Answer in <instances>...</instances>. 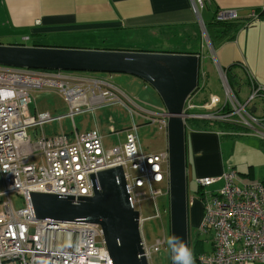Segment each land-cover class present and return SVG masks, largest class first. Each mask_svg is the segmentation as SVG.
<instances>
[{
	"label": "built area",
	"instance_id": "obj_1",
	"mask_svg": "<svg viewBox=\"0 0 264 264\" xmlns=\"http://www.w3.org/2000/svg\"><path fill=\"white\" fill-rule=\"evenodd\" d=\"M194 1L191 2V11L201 23ZM236 19L237 14L233 11H218L215 16L218 22ZM245 71L250 87L242 102L231 88L226 71L220 69L218 75L223 98L211 95L197 105L198 90L207 87L202 72L197 90L187 98L183 107L185 127L188 120L231 123V117L236 115L238 121L232 124L249 129L264 141V115L261 116L255 107L259 99H264V90L252 74L247 69ZM42 88L55 90L65 100L70 108L67 117L75 113H92L106 106H120L130 114L140 113L147 123L158 118V129L166 134L165 115L141 111L121 93L111 74L0 66V264L12 261L16 264H110L97 225H62L36 220L30 195L41 193L75 200L90 198L94 194L91 175L116 167L122 168L132 207L139 213L142 255L147 264H153V254L169 252L165 243L167 235L163 232L160 239L147 245L141 229L145 219L136 207L141 198L147 197L155 202L157 198L168 197L167 152H144L139 147L135 125L125 130L123 144L109 153L97 130L52 137H45L42 132L41 136L37 135V127L41 129L47 123L60 120L47 113L30 116L31 93ZM128 105L136 109L135 113ZM28 129L35 130V140L31 141ZM218 182H222L219 190H205ZM196 184L204 205L200 230L212 234L211 251L198 256L197 263L264 264V184L242 182L233 169L218 177L198 178ZM161 186L165 187L163 192ZM11 195L20 197L23 206L16 209L10 200ZM189 201L191 204L192 198ZM162 215L168 217L169 211L164 209L161 212L157 207L153 218L159 220Z\"/></svg>",
	"mask_w": 264,
	"mask_h": 264
},
{
	"label": "crops",
	"instance_id": "obj_2",
	"mask_svg": "<svg viewBox=\"0 0 264 264\" xmlns=\"http://www.w3.org/2000/svg\"><path fill=\"white\" fill-rule=\"evenodd\" d=\"M201 1L200 23L191 11L192 0H0V45L188 54L197 50L202 24L204 27L209 23L216 11H233L237 14L233 22L239 25L238 31L216 47L205 45V51L201 49L198 55L199 76L203 72L207 80L204 90L209 88L208 79L212 74L210 68L208 71L202 66L205 53L210 54V65L217 79L220 69H231L232 87L241 102L250 87L245 69L264 90V0ZM204 6L203 17L200 14ZM159 30L163 34L172 33L166 44L158 42L156 33ZM179 33L182 38L175 39ZM24 37L29 40L22 42ZM134 80L140 82V79ZM129 82L137 84V81ZM204 90H198L197 105L215 94L204 95ZM255 107L261 116L264 115L262 101H257ZM163 110L162 106L161 110L152 112L159 114ZM130 116L132 121L137 117L145 123L140 113ZM155 120L157 125L158 118ZM133 125L138 129L135 121L131 127ZM240 127L227 123L224 131L227 134L230 133L227 130ZM205 131L197 130L186 136V162L192 163L193 171L200 168L199 161H203L211 165V171L203 165L205 177H218L233 169L242 182L264 181V141L251 133L232 136L233 139L223 142L219 139L224 136L221 131L220 134ZM163 135L165 149L166 134ZM191 136H194L192 141ZM207 251L210 252L211 247Z\"/></svg>",
	"mask_w": 264,
	"mask_h": 264
},
{
	"label": "water",
	"instance_id": "obj_3",
	"mask_svg": "<svg viewBox=\"0 0 264 264\" xmlns=\"http://www.w3.org/2000/svg\"><path fill=\"white\" fill-rule=\"evenodd\" d=\"M199 63V56L185 54L0 45V66L125 74L140 79L157 93L167 118L169 236H178L189 248L188 184L192 166L186 162L182 115L187 98L197 88ZM91 182L94 194L90 198L32 193L35 219L97 225L110 264H147L142 255L139 213L132 207L122 168L91 175Z\"/></svg>",
	"mask_w": 264,
	"mask_h": 264
},
{
	"label": "rangeland",
	"instance_id": "obj_4",
	"mask_svg": "<svg viewBox=\"0 0 264 264\" xmlns=\"http://www.w3.org/2000/svg\"><path fill=\"white\" fill-rule=\"evenodd\" d=\"M198 11L200 13L201 8L200 3L202 2L200 0H196ZM202 4V3H201ZM205 6L203 10L201 11V16H205ZM192 19V18H191ZM193 19L195 20V17L193 16ZM200 30H197V33H199ZM166 33V32H165ZM180 34V35H179ZM177 34L175 39H181L182 33ZM172 33L169 34H163L160 30L156 33V38L158 42L162 44H166L168 40H171ZM181 37V38H180ZM177 42H180L177 40ZM207 43V44H206ZM209 40L207 38V35L201 37L200 33V39L198 34V47L200 46L199 50L205 48V45H209ZM203 61L202 66L205 67V70L209 71L212 70V74L210 75V79H208V89L204 90L202 93L204 95H207L208 93L211 94H217L220 99L223 98V89L220 85V79L218 83L217 74L213 71V68L210 65L211 58L209 53H205L202 55ZM83 74H91L92 73H83ZM97 75H104V74H97ZM113 82L114 84L121 90V93L128 96L131 101L139 108H141V111H156L161 110L162 108V102L160 98L158 97L157 93L150 88L147 84L143 83L141 80L138 82V80H134L133 76L125 75V74H112ZM129 81H137V84H132ZM214 94V95H215ZM238 96V94H237ZM239 97V96H238ZM240 99V98H239ZM241 100V99H240ZM129 110L131 112L135 111L136 109L130 108ZM149 110V111H148ZM28 111L30 116H33L36 114L41 113H47L50 115L51 118H60L59 121H54L51 123H47L41 127H37L35 130L37 132V135L41 136V132L45 137H52L54 135H71L73 132H86L90 130H97L99 134L103 137V145L105 148L111 149L117 147L119 144L124 142L125 133L124 131L126 128H130L131 124L135 121L137 125H139L136 134L138 141L140 143V146L144 152L147 153H160L162 152L165 146V136L162 131H159L158 124H156L155 120L150 121V123L145 122L141 119H137L135 117V120H131V116L127 109L120 107V106H112V107H102L98 109L95 114L92 116L90 114H83L76 117H73V119L64 118L67 116L69 109L67 106V103H65L62 100V97L53 89L48 88H42L41 90H35L31 93V102L28 107ZM135 113V112H133ZM261 112H259L260 114ZM238 121V117L236 115H233L231 117V123H234ZM206 130L205 132H215L220 134L221 131L224 136L219 137L220 140L223 142L229 141L228 139H233L232 136H238L239 135H250L251 131L249 129H229L227 130L230 133H225V129H227V123L224 122H217V121H202V120H188L187 127L185 129V138L186 136L189 137L190 133L197 131V130ZM34 129H28L27 134L30 137L31 141L35 140V131ZM233 132V133H231ZM165 134V133H164ZM227 135V136H225ZM229 135V136H228ZM231 135V136H230ZM194 137V136H193ZM191 136V141L193 139ZM237 137V138H238ZM242 139V138H240ZM259 141V140H257ZM259 143V142H258ZM163 149V150H162ZM162 150V151H161ZM32 161H35L36 159H31ZM191 165L192 163H188ZM203 161H199V166L197 169L193 171L192 167V180L188 184V195L189 197H193V202L188 205V217H189V231H190V248H191V241L193 238H198V240L201 241L203 248L208 250L211 247V240H212V234L211 232H208L207 230H200L201 225L203 222V216H204V205L203 201L200 196L199 188L196 184V180L198 178H203L205 175H202L203 171L205 170L203 168ZM207 167H209V170L211 171V165L205 164ZM192 166V165H191ZM240 172V170H238ZM242 173H245V170H243ZM260 182V181H259ZM264 184V181L261 182ZM222 187V182H218L215 185H213L211 188H206V191H217ZM160 189L162 192L165 190L164 186H161ZM2 190V184L0 180V192ZM12 203L14 204L15 208L18 209L23 206V201L20 197L17 195H11L10 197ZM162 212L164 209L169 211V199L167 196L157 198L155 202L153 200H150L149 198H141L139 204L137 205L136 209L139 210L140 215L142 218L145 219V222L142 224V236L145 239V242L147 245H152L155 240L160 239L163 235V232L168 234L169 228H168V217L167 224L165 220V226L164 228L161 226L160 221L158 219L153 218L156 214L157 207ZM152 262L153 264H170V253H164L160 252L158 254L152 255ZM10 264H16L15 261L10 262ZM253 264H260V263H253Z\"/></svg>",
	"mask_w": 264,
	"mask_h": 264
},
{
	"label": "trees",
	"instance_id": "obj_5",
	"mask_svg": "<svg viewBox=\"0 0 264 264\" xmlns=\"http://www.w3.org/2000/svg\"><path fill=\"white\" fill-rule=\"evenodd\" d=\"M217 12L218 11L215 12L213 19L209 23L204 25L208 40H209L210 45L212 47H216L217 45L221 44L222 42L230 40L232 38V36L234 35V33L237 32L239 29V25H237L233 21L232 22H218V21H216L215 16H216ZM197 44H198V41H197ZM200 46H201V44H200ZM200 46L196 47L197 50L195 52H189L188 54H185V55L195 54L196 56H198L201 52L199 50ZM225 71H226V75L228 78V82H229L231 88L233 89V87H232L233 86V84H232V78H233L232 71L230 68L228 70H225ZM228 75H229V77H228ZM230 81H231V83H230ZM233 91L237 94V91H235L234 89H233ZM258 101H262L264 103V99H259ZM166 218H167V216L162 215L159 219L160 224L163 228L165 226V220H166V224H167L168 218L167 219ZM166 235H167V232H166ZM191 250H192V253L194 256V264H197L196 261H197L198 256L208 252L207 249L205 250L203 248L202 243L200 240H198V238H193V240L191 241Z\"/></svg>",
	"mask_w": 264,
	"mask_h": 264
},
{
	"label": "clouds",
	"instance_id": "obj_6",
	"mask_svg": "<svg viewBox=\"0 0 264 264\" xmlns=\"http://www.w3.org/2000/svg\"><path fill=\"white\" fill-rule=\"evenodd\" d=\"M198 78H199V73H198ZM197 86H198V83H197ZM196 90H197V88H196ZM184 127H185V125H184ZM185 129H186V127H185ZM166 133H167V130H166ZM190 198H192V202L194 199L193 197H189V195H188V205H190V201H189ZM168 220H169V218H168ZM165 243L169 249L168 253H171L173 264H194V256H193L191 248H189L178 236L171 235V236L166 237ZM207 253H209V252H207ZM196 263H197V261H196Z\"/></svg>",
	"mask_w": 264,
	"mask_h": 264
},
{
	"label": "bare ground",
	"instance_id": "obj_7",
	"mask_svg": "<svg viewBox=\"0 0 264 264\" xmlns=\"http://www.w3.org/2000/svg\"><path fill=\"white\" fill-rule=\"evenodd\" d=\"M63 100V99H62ZM64 102H65V100H63ZM68 106V105H67ZM128 106H130L131 108H133V106H131V105H128ZM107 107V106H106ZM109 107H111V106H109ZM68 109H69V112H70V108H69V106H68ZM68 112V113H69ZM96 112V111H95ZM95 112H92V113H90V112H87V113H75L72 117H64V118H69V119H73V117H76V116H79V115H83V114H90V115H94L95 114ZM164 115H165V113L164 112H162ZM68 115V114H67ZM166 117V116H165ZM58 118H61L62 119V117H58ZM124 133H126L125 131H124ZM101 136V135H100ZM121 144H123V143H121ZM121 144H119L118 146H120ZM138 144H139V147L141 148V146H140V143H139V141H138ZM117 146V147H118ZM106 149V152H111V151H113L114 149H116V147L115 148H111V149H108V148H105ZM142 149V148H141ZM163 151H166L167 152V149L165 148ZM162 151V152H163ZM167 154H168V152H167ZM102 172V171H101ZM93 175H96V174H93ZM49 221H53V222H56V223H62V225L63 224H71V223H64V222H59V221H54V220H49ZM168 228H169V220H168ZM169 236V232H168V234H167V237Z\"/></svg>",
	"mask_w": 264,
	"mask_h": 264
},
{
	"label": "flooded vegetation",
	"instance_id": "obj_8",
	"mask_svg": "<svg viewBox=\"0 0 264 264\" xmlns=\"http://www.w3.org/2000/svg\"><path fill=\"white\" fill-rule=\"evenodd\" d=\"M205 34L207 35L206 30H205V26H204L203 29H202V36H205ZM207 38H208V37H207ZM28 40H29L28 37H24V38H22V42H27ZM206 44H207V43H206ZM209 46L211 47L210 43H209Z\"/></svg>",
	"mask_w": 264,
	"mask_h": 264
}]
</instances>
